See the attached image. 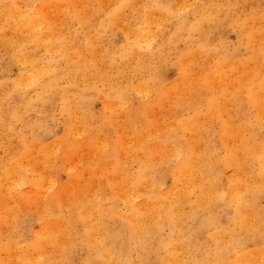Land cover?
<instances>
[{
  "label": "bare ground",
  "instance_id": "bare-ground-1",
  "mask_svg": "<svg viewBox=\"0 0 264 264\" xmlns=\"http://www.w3.org/2000/svg\"><path fill=\"white\" fill-rule=\"evenodd\" d=\"M236 8L245 52L231 62L205 37ZM115 27L119 63L102 67ZM0 45L18 67H0V264H264V0H0ZM91 91L104 96L97 129ZM57 97L64 131L44 143L31 113ZM86 153L93 164L76 167ZM88 169L108 208L84 199ZM23 208L38 229L20 240Z\"/></svg>",
  "mask_w": 264,
  "mask_h": 264
},
{
  "label": "rangeland",
  "instance_id": "rangeland-1",
  "mask_svg": "<svg viewBox=\"0 0 264 264\" xmlns=\"http://www.w3.org/2000/svg\"><path fill=\"white\" fill-rule=\"evenodd\" d=\"M236 1L237 0H229V2L232 4H234ZM174 2L179 3V0H174ZM240 14H241V11H239L238 8H236L234 12H232L231 15L228 17L226 22H223L222 26L218 27L217 29L216 28L213 29L210 33L206 35L207 37H205V40L210 46L217 47L218 49H225L223 53L227 55V58H229L231 62L237 61L238 58L245 52L244 47L239 42V39H240L239 38V35H240L239 27L237 26L236 22H233V18L236 15H240ZM102 18L104 20V16H102ZM121 30H122L121 27H115L114 29L105 28L102 31L103 37L101 38V40L103 41L101 42V45H99L100 50L97 53V60H99V62H101L104 65L100 64V66L113 67L111 66L112 63H115L113 60H115L116 63H119L118 53H117V50L115 49H117V47L120 46V41H121L120 31ZM108 35H110V37ZM195 38L199 40L198 34H196ZM176 46H177V50L171 54L168 61L166 62L165 71L167 73V82H172L176 79L177 74H178V69L176 65V62H177L176 52L183 49L186 45L184 42H179L177 43ZM207 51L208 49L205 50V53H207ZM39 53L44 54V57L42 58L44 60H51L55 62L60 61L58 60V55L56 53H51V55L47 57H46V53L44 50H39ZM9 54H10V51L7 49V47L4 45L3 46L0 45V67L3 65V68H7L6 65H8V62H9V68H10L11 75L12 77H15L18 72V67L16 65H10ZM99 87L102 88L103 85L100 84ZM87 97H89L93 103L92 111L90 112V115L92 117L89 118L90 119L89 124L93 128L97 129L98 127H100V122H99L98 117L105 109L103 105L104 96L96 94L95 92L91 91L90 93H88ZM134 117L135 116L133 115L132 116L129 115L130 122L132 123V125H133V122L138 123V119H134ZM31 118L32 120L36 122L34 126V130L37 131L38 133L37 135L43 138L41 141H43L44 143L51 142L54 138L61 136L64 131L65 116L60 111V100L58 97L56 98V101L52 105L46 106L41 111V113L32 112ZM234 118L236 119V123L238 124L241 123V117L238 114V112L236 113ZM118 120L121 125H126L125 121L128 120V117L126 115H121L120 118H118ZM101 128L104 129V130H101V132L103 133V136H107L109 139H112V140L115 139L116 136H115V133L111 131L112 129L107 128L104 125H102ZM211 129H212V132L215 130H218L217 125L216 124L212 125L210 127V130ZM103 136H101L102 139H98L99 142H102ZM207 139L210 142H213L216 145H219L218 139L215 136H213V134L212 135L207 134ZM17 145H18V141L13 140L12 146H17ZM5 148L6 147L0 148V152H1L0 157L1 156L4 157L5 155H7ZM81 152H85V149H81ZM91 162H93V160H91L89 155L86 153L85 158L81 159V161L78 159L76 162H74V165L78 163L76 167L84 169L85 165L93 164ZM83 176L85 180H88V188L86 191V193L88 194L84 195V199L86 200V202H94L96 204L103 205L104 208H108L109 202H110L109 197L111 195L110 191L107 188L101 187L99 179L94 178V181H93L92 176H90L89 169L83 172ZM53 179L57 181L56 183L58 186L70 184V181H69L70 176L66 172V170L54 171ZM84 182L85 181H83V183ZM169 183L170 181L168 180V184ZM33 211L34 209H30V208L24 209L23 208V211L20 212L21 218L24 219V221H22L18 226L19 232L17 234L19 235L18 237L20 240L25 238L24 235L27 236L26 227L31 226L33 230L38 229V224H37V221L35 220L37 214L34 213ZM230 213H231V209L229 210L227 209L226 211H223L224 218L228 216ZM64 214L66 215L68 214L66 209H65ZM224 218L223 220H225ZM75 252L78 257V260H76V263H79L80 258L85 256L86 250L82 246L77 245L75 247Z\"/></svg>",
  "mask_w": 264,
  "mask_h": 264
}]
</instances>
